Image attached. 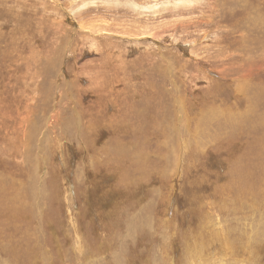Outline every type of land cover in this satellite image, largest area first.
I'll list each match as a JSON object with an SVG mask.
<instances>
[{"label":"rangeland","instance_id":"1","mask_svg":"<svg viewBox=\"0 0 264 264\" xmlns=\"http://www.w3.org/2000/svg\"><path fill=\"white\" fill-rule=\"evenodd\" d=\"M0 264H264V0H0Z\"/></svg>","mask_w":264,"mask_h":264},{"label":"bare ground","instance_id":"2","mask_svg":"<svg viewBox=\"0 0 264 264\" xmlns=\"http://www.w3.org/2000/svg\"><path fill=\"white\" fill-rule=\"evenodd\" d=\"M238 117V116H237Z\"/></svg>","mask_w":264,"mask_h":264}]
</instances>
